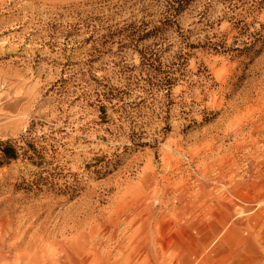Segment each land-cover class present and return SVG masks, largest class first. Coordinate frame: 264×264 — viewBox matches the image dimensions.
I'll use <instances>...</instances> for the list:
<instances>
[{"label":"rangeland","instance_id":"374dc122","mask_svg":"<svg viewBox=\"0 0 264 264\" xmlns=\"http://www.w3.org/2000/svg\"><path fill=\"white\" fill-rule=\"evenodd\" d=\"M6 140L0 264H264V0H0Z\"/></svg>","mask_w":264,"mask_h":264},{"label":"trees","instance_id":"16d2710c","mask_svg":"<svg viewBox=\"0 0 264 264\" xmlns=\"http://www.w3.org/2000/svg\"><path fill=\"white\" fill-rule=\"evenodd\" d=\"M0 157L4 160H11L17 157V150L10 141H0Z\"/></svg>","mask_w":264,"mask_h":264},{"label":"bare ground","instance_id":"6f19581e","mask_svg":"<svg viewBox=\"0 0 264 264\" xmlns=\"http://www.w3.org/2000/svg\"><path fill=\"white\" fill-rule=\"evenodd\" d=\"M6 233H7V232H6ZM13 233H14V232H13ZM6 235H7V234H6ZM9 236H10V235H9ZM3 237H4V235L0 234V244L3 243ZM28 249H31V248H28ZM35 249H36V248H35ZM4 251H5V252H10V248L4 246ZM4 251H1V252L3 253ZM1 252H0V259L3 257ZM27 253H28V252H27ZM29 255H30V254H29ZM28 259H29V258H28ZM25 260H26V259H25ZM31 261H32L33 264H36L34 258H32ZM85 262H86V261H85ZM23 264H24V263H23ZM25 264H30V262L27 261V262H25Z\"/></svg>","mask_w":264,"mask_h":264}]
</instances>
